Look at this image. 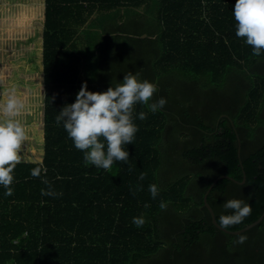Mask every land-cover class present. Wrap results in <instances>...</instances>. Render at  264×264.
Returning a JSON list of instances; mask_svg holds the SVG:
<instances>
[{
	"label": "trees",
	"instance_id": "trees-1",
	"mask_svg": "<svg viewBox=\"0 0 264 264\" xmlns=\"http://www.w3.org/2000/svg\"><path fill=\"white\" fill-rule=\"evenodd\" d=\"M40 1L28 12L42 10L39 51H31L16 117L29 142L12 194L0 186V264H264V217L229 233L203 199L211 185L217 223L231 211L225 200L251 204L231 231L264 211V51L253 55L236 36V0ZM128 71L155 83L152 100L167 104L155 113L135 105L139 131L126 163L86 165L58 112L82 83L105 91ZM10 84L20 98V83ZM49 186L60 195H42ZM134 216L144 217L142 227Z\"/></svg>",
	"mask_w": 264,
	"mask_h": 264
},
{
	"label": "clouds",
	"instance_id": "clouds-1",
	"mask_svg": "<svg viewBox=\"0 0 264 264\" xmlns=\"http://www.w3.org/2000/svg\"><path fill=\"white\" fill-rule=\"evenodd\" d=\"M233 15L236 20V36L243 37L244 42L252 46V53L259 56L264 51V0H236ZM158 91L155 83L140 78L138 72L128 71L123 79L107 88L105 91H91L84 82L75 95L72 103L65 104L56 117L58 124L63 125L76 149L83 151L86 165L108 170L116 161L129 159L127 145L133 143L135 134L139 131L134 122V107L145 105L155 113L167 104L166 97L152 100ZM24 108L23 101L10 92L5 102L0 104V186L6 190L5 195L12 194L14 181V166L19 161L20 149L25 140V126L16 117ZM138 119L147 118V112L140 111ZM32 176H40L41 170H31ZM141 174L140 179H144ZM142 187V186H141ZM148 191L153 199L160 193L158 184L148 185ZM42 195L57 196L49 188L41 189ZM161 202V207H164ZM223 208L231 210L221 213L218 225L227 230L230 226L241 224L251 214V204L243 199L230 198L224 201ZM132 223L142 227L143 216H134ZM247 236L240 234L236 243L243 244Z\"/></svg>",
	"mask_w": 264,
	"mask_h": 264
},
{
	"label": "rangeland",
	"instance_id": "rangeland-1",
	"mask_svg": "<svg viewBox=\"0 0 264 264\" xmlns=\"http://www.w3.org/2000/svg\"><path fill=\"white\" fill-rule=\"evenodd\" d=\"M40 2V0H0V86L4 88L5 94L9 95L10 83L14 77L15 83H20L21 90L17 93L20 94L21 100L25 96V91L22 89L25 88V81L22 80L24 73L34 69L30 65L33 59L30 56L31 51L33 53L39 51L36 38L41 30L42 18L40 7L35 16H28V12L33 13L34 6L39 5ZM32 73L37 75V69ZM28 142L29 139L23 141L20 152H26Z\"/></svg>",
	"mask_w": 264,
	"mask_h": 264
},
{
	"label": "water",
	"instance_id": "water-1",
	"mask_svg": "<svg viewBox=\"0 0 264 264\" xmlns=\"http://www.w3.org/2000/svg\"><path fill=\"white\" fill-rule=\"evenodd\" d=\"M221 177H226V175H221V176L217 177V179H219V178H221ZM243 181H244V179H243ZM210 187H211V185H210ZM210 187H209V189H210ZM209 189H208V190H209ZM208 190H207V192H208ZM207 192L204 194V197H203V199H204V203H205V205L208 207V209H209V211H210V213H211L212 222H213L216 226L219 227V225H218V223H217V221H216V219H215V217H214L213 211L211 210V207L209 206V204H208L207 201H206V195H207ZM263 217H264V211H263L262 214L258 217V219H256V220H255L254 222H252L251 224H249V225H247V226H245V227H243V228H241V229H239V230L231 231V230H228V229H227V230L222 229L221 227H219V228H221L222 230H224V231H226V232L237 234V233H240V232H242V231H244V230H246V229L252 227L253 225L257 224L258 222H260V221L262 220Z\"/></svg>",
	"mask_w": 264,
	"mask_h": 264
}]
</instances>
